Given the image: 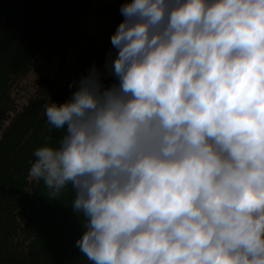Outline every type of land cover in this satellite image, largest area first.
<instances>
[{"label":"clouds","instance_id":"9594fccd","mask_svg":"<svg viewBox=\"0 0 264 264\" xmlns=\"http://www.w3.org/2000/svg\"><path fill=\"white\" fill-rule=\"evenodd\" d=\"M119 11L104 67L47 104L29 177L71 186L91 264H264V0Z\"/></svg>","mask_w":264,"mask_h":264},{"label":"trees","instance_id":"16d2710c","mask_svg":"<svg viewBox=\"0 0 264 264\" xmlns=\"http://www.w3.org/2000/svg\"><path fill=\"white\" fill-rule=\"evenodd\" d=\"M125 2L97 8L98 33L92 37L83 24L93 0H0V264H91L76 247L83 218L70 206L71 186L58 200H49L43 183L28 172L33 152L47 134V104L67 100L94 62L104 67ZM74 36L73 46L84 45L76 60L81 71L63 87L41 77L38 90L20 107L14 94L34 64L52 53L64 70ZM52 135L59 138L63 130L54 129Z\"/></svg>","mask_w":264,"mask_h":264},{"label":"rangeland","instance_id":"374dc122","mask_svg":"<svg viewBox=\"0 0 264 264\" xmlns=\"http://www.w3.org/2000/svg\"><path fill=\"white\" fill-rule=\"evenodd\" d=\"M114 0H93V7L90 14L83 24L92 37H96L98 33L97 20V8L101 7L104 3L111 5ZM77 37H72L70 41V51L68 52L67 67L64 70L59 69V60L56 54L48 53L42 56L40 60L34 64L32 72L29 74L26 81L21 83L23 86L20 92H15V98L21 107L27 102L28 97L33 94L41 85V77H50L54 80L56 87H63L66 85L75 75H77L82 67L76 64L83 44L74 45ZM73 46V47H72Z\"/></svg>","mask_w":264,"mask_h":264}]
</instances>
